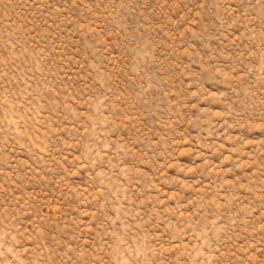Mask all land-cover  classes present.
<instances>
[{
    "label": "rangeland",
    "instance_id": "374dc122",
    "mask_svg": "<svg viewBox=\"0 0 264 264\" xmlns=\"http://www.w3.org/2000/svg\"><path fill=\"white\" fill-rule=\"evenodd\" d=\"M0 264H264V0H0Z\"/></svg>",
    "mask_w": 264,
    "mask_h": 264
}]
</instances>
